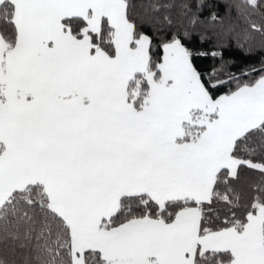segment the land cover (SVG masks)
<instances>
[{"label": "snow or ice", "instance_id": "obj_1", "mask_svg": "<svg viewBox=\"0 0 264 264\" xmlns=\"http://www.w3.org/2000/svg\"><path fill=\"white\" fill-rule=\"evenodd\" d=\"M173 8L0 0V264H264V61L206 81Z\"/></svg>", "mask_w": 264, "mask_h": 264}, {"label": "trees", "instance_id": "obj_2", "mask_svg": "<svg viewBox=\"0 0 264 264\" xmlns=\"http://www.w3.org/2000/svg\"><path fill=\"white\" fill-rule=\"evenodd\" d=\"M147 2V0H144ZM168 2V0H163ZM188 2L191 5V13H195L200 21L197 25L192 26L188 22V18H184L180 25L175 22L178 19L177 8L171 9V18L176 27H180L181 32L185 28L190 32V38L185 39V45L192 50L193 64L199 72L205 74V80L214 68L222 66L227 72L235 74L239 77V82L254 81L259 76V72L251 73L250 75H241L242 70H247L254 66L257 69L261 66V61H264V39L259 33L252 32L250 22L256 24L264 23V15L261 12H255L248 16L243 9L235 7L236 3H243V0H175V3L180 4ZM197 4L200 7H197ZM216 14L219 18L217 22H210V17ZM138 24L141 25V30L152 36L153 48L152 56L154 61L158 60L162 55V50L159 48L158 35L154 34V29L147 21L138 19ZM175 30V28L173 29ZM251 32L252 39L244 42L243 36L245 32ZM201 37H204L201 39ZM239 37V39H238ZM218 53L213 56L212 53ZM200 53H205L201 55ZM221 79H226V76H221ZM235 81L229 85L221 86L215 95L222 94L235 87ZM242 178L247 177L249 184H254L260 181V174L253 170L245 169L242 173ZM7 255L10 260L16 259V256L10 249H5L3 243H0V256ZM17 264L20 261L17 260Z\"/></svg>", "mask_w": 264, "mask_h": 264}]
</instances>
